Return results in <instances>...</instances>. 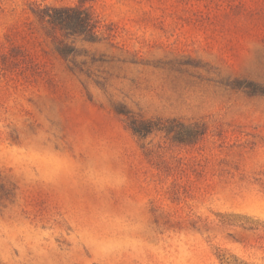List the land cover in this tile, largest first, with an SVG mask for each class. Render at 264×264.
<instances>
[{
  "label": "rangeland",
  "instance_id": "374dc122",
  "mask_svg": "<svg viewBox=\"0 0 264 264\" xmlns=\"http://www.w3.org/2000/svg\"><path fill=\"white\" fill-rule=\"evenodd\" d=\"M0 264H264V0H0Z\"/></svg>",
  "mask_w": 264,
  "mask_h": 264
},
{
  "label": "trees",
  "instance_id": "16d2710c",
  "mask_svg": "<svg viewBox=\"0 0 264 264\" xmlns=\"http://www.w3.org/2000/svg\"><path fill=\"white\" fill-rule=\"evenodd\" d=\"M50 16V19L53 21V22H58V19L52 15H49ZM91 19L89 18V15L87 14H84V19L81 21V27L82 28H86L88 30H90L91 28L94 27V25L91 23L90 21Z\"/></svg>",
  "mask_w": 264,
  "mask_h": 264
}]
</instances>
